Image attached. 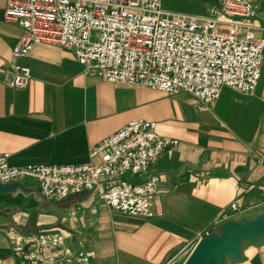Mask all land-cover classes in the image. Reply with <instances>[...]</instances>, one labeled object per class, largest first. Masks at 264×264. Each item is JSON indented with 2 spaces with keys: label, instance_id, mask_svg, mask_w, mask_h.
I'll use <instances>...</instances> for the list:
<instances>
[{
  "label": "crops",
  "instance_id": "obj_1",
  "mask_svg": "<svg viewBox=\"0 0 264 264\" xmlns=\"http://www.w3.org/2000/svg\"><path fill=\"white\" fill-rule=\"evenodd\" d=\"M6 2L0 0V154L12 166L93 162L90 149L134 121L155 122L159 136L178 143L151 168L160 178L152 219L113 212L87 193L62 202L0 194V264H26L13 237L27 231L60 233L65 248L85 252L93 264H185L200 239L218 233L224 213L237 224L264 218V56L254 94L224 88L205 111L188 93L86 75L72 52L44 44L30 53L32 79L19 90L9 81L22 28L4 20ZM260 12L256 34L264 38ZM24 186L37 190L33 181ZM232 204L238 212H228ZM236 257L228 264H264V237L243 241Z\"/></svg>",
  "mask_w": 264,
  "mask_h": 264
},
{
  "label": "built area",
  "instance_id": "obj_2",
  "mask_svg": "<svg viewBox=\"0 0 264 264\" xmlns=\"http://www.w3.org/2000/svg\"><path fill=\"white\" fill-rule=\"evenodd\" d=\"M211 1L196 15L167 10L162 0H7L4 20L22 28L9 86L28 87L30 53L44 44L72 52L86 75L172 96L188 93L204 111L224 88L252 95L264 56V38L256 34L259 1ZM156 129L155 122L130 123L92 147L87 164L15 167L0 154V183L33 181L48 202L87 193L113 212L155 218L160 178L151 168L178 143ZM228 212H238L237 205ZM13 241L26 264H93L85 252L65 248L57 232L27 231ZM41 249L56 252L45 256Z\"/></svg>",
  "mask_w": 264,
  "mask_h": 264
},
{
  "label": "water",
  "instance_id": "obj_3",
  "mask_svg": "<svg viewBox=\"0 0 264 264\" xmlns=\"http://www.w3.org/2000/svg\"><path fill=\"white\" fill-rule=\"evenodd\" d=\"M0 194L34 195L38 201H42L37 190L27 188L22 182L0 183ZM5 215L6 211H0V217ZM261 237H264L263 217L254 221H245L243 224L225 221L219 227L218 233L199 240L185 264H228L230 260L237 259L243 241H255Z\"/></svg>",
  "mask_w": 264,
  "mask_h": 264
},
{
  "label": "rangeland",
  "instance_id": "obj_4",
  "mask_svg": "<svg viewBox=\"0 0 264 264\" xmlns=\"http://www.w3.org/2000/svg\"><path fill=\"white\" fill-rule=\"evenodd\" d=\"M258 1L262 12L264 11V0ZM211 4V0H162V6L167 10L196 15L203 13Z\"/></svg>",
  "mask_w": 264,
  "mask_h": 264
}]
</instances>
